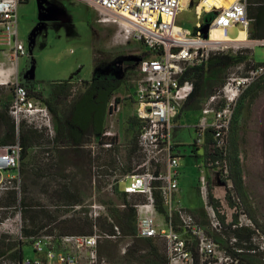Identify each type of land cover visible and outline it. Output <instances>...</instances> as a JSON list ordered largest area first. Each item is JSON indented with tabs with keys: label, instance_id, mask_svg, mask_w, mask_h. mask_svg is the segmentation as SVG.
Instances as JSON below:
<instances>
[{
	"label": "rangeland",
	"instance_id": "374dc122",
	"mask_svg": "<svg viewBox=\"0 0 264 264\" xmlns=\"http://www.w3.org/2000/svg\"><path fill=\"white\" fill-rule=\"evenodd\" d=\"M20 1L17 9L19 39L25 44L30 56L15 59L0 41V83H5L0 84V112L9 110L13 100L12 83L16 80L21 83L22 77L28 82H33L35 90L58 108L60 117L66 109L60 102L68 104L73 98L57 99L53 96L52 91L59 83L82 80L74 84V93L78 95L83 91V81H90L94 70L98 71V76L118 78L122 82L110 99V105H113L117 98L118 105L112 113L107 114L103 128H110L117 133L123 146L120 152L122 161L128 170L132 169L141 162L137 153L138 147L134 148L132 142L140 125L137 123L133 126L130 123L136 109V89L140 77L135 60L149 56L148 51L137 40L125 39L117 24L100 22L102 15L83 0ZM224 1L226 0H204L198 10L203 6L206 10L211 7H223ZM229 1L231 0L227 2ZM247 6L255 11L264 7V0H247ZM214 13H205L198 19L192 6L182 10L176 22L179 26L187 28L193 36L197 30L196 23H201V31L206 37V27ZM227 32L230 39L238 40L243 27L238 23L233 24L227 28ZM220 35L222 38L227 37L221 33ZM210 37L218 39L220 36ZM30 38L34 41L31 52ZM246 39L250 43L227 45L224 51L214 52L248 57L246 61L222 72L224 84L230 77L246 75L254 64H264V45L256 43L257 40L248 37ZM30 67H34L33 79L30 74H26L28 71L30 73ZM208 81L211 84L218 83L220 77ZM224 84L214 87L212 95H217ZM243 93L234 109L226 148V156L236 149L239 158L242 181L238 190L231 181L227 160H219L217 165L206 163L205 146L200 147L196 143L194 128L203 116L202 109L212 95L198 97L194 103H198L200 108L194 110L189 107L182 110L175 121L172 141L180 154L176 201L182 213L192 216L193 224L191 228L185 227L177 213L174 217V229L188 241L192 253L200 248L201 237H206L214 244V250L210 254H202L199 251L198 264H233L227 255L238 251L239 247L248 245L246 241L250 238L251 243L264 252V85L244 98ZM25 124V131L30 127L36 129L26 122ZM36 130L38 136L28 148L26 158L20 159V175L17 176L13 171L0 175V243L4 247H13L0 261L14 262L15 259L10 258V255L20 248L25 256H34L30 244L16 239L14 234H8L7 229L1 226L7 219H15L20 214L22 234L28 237L25 235V229L31 230L32 235L39 230L36 231L30 221L25 219L26 209H42L41 205L54 203L71 204L72 200L80 202L95 196L98 201L109 207L115 225L116 210L122 211L127 207L133 209L130 227L134 234L129 232V235H124L119 229L122 234L120 239L101 242V256L110 264H169L168 245L164 238L136 237L135 210L132 205L143 198L107 193L102 184H97L96 189L93 188L88 150L82 148L92 142L93 136L85 139L81 146H73L58 138L56 131L54 137H51L44 129ZM4 134L5 128L0 124V140ZM102 158L113 164L111 153H106ZM225 165L228 168L227 181L222 177ZM201 176L206 177L204 193L201 190ZM64 186L75 196L70 199L55 197L54 191ZM120 187L122 189L123 184ZM11 191L15 193L16 203L8 207L6 204L9 202ZM50 213L57 216L56 221L47 225L51 229L62 233L81 230V224L67 222L71 221L70 219H61L63 213ZM7 223L12 227L17 225V222L12 220ZM237 228L241 229L235 231ZM239 233L240 239L236 237ZM107 246L111 247L110 255ZM122 249L125 250L124 253Z\"/></svg>",
	"mask_w": 264,
	"mask_h": 264
},
{
	"label": "built area",
	"instance_id": "2783aa9c",
	"mask_svg": "<svg viewBox=\"0 0 264 264\" xmlns=\"http://www.w3.org/2000/svg\"><path fill=\"white\" fill-rule=\"evenodd\" d=\"M83 1L102 15L100 22L117 24L125 39L137 40L149 55L137 62L140 77L137 81L134 117L140 125L137 153L141 162L128 170L120 155L123 146L117 133L110 128H103L100 134L92 137L90 144L82 146L88 150L93 188L102 184L107 193L142 197V200L132 205L135 210L136 237H162L168 245L169 264H193L188 241L174 229L177 213L185 227L191 228L193 224L192 216L182 213L176 201L180 154L172 141V134L176 127L175 121L193 91V83L182 78L187 68L199 66L207 61L211 53L227 48V44L209 41L212 27L227 35V28L238 23L248 36L253 20L247 13V0H231L226 6L211 7L209 10L203 6L200 11L198 8L204 0H189L186 8L194 6V14L198 19L205 13L215 12L209 23L207 37L203 36L199 22L196 23L194 36L187 28L177 24V16L186 9L181 5V0ZM19 3L20 0H0V41L15 59L29 56L25 44L19 39ZM118 18L127 20L129 24ZM256 43L264 45V40H257ZM262 75L264 64L254 65L246 75L228 78L218 94L208 98L202 109L203 116L194 128L196 143L200 147L206 145V134H210L213 148L223 157L226 156L228 133L238 99ZM12 88L13 100L8 113L15 124L16 139L11 144H0V175L13 171L19 176L22 153L20 124L26 122L36 129H44L51 137L55 135V126L46 103L31 97L18 80L12 83ZM106 153H111L113 164L102 158ZM210 164L217 165L219 160ZM222 177L227 181L226 165ZM200 182L204 193L206 177L201 176ZM156 193L162 212L157 206ZM41 207L50 212L63 213V220L83 218L91 223V230L85 234L62 233L45 226L36 234L24 237L19 214L15 219H7L1 226L7 229L8 234H14L16 239L30 244L34 256H25L20 248L22 256L19 260L11 263L0 261V264H110L100 255V244L107 240L116 241L122 234L105 203L94 196L77 203H54ZM11 220L17 222L15 227L7 223ZM101 221L112 224L113 232L103 231L99 226ZM199 247L198 255L210 254L214 250V244L206 237L200 238Z\"/></svg>",
	"mask_w": 264,
	"mask_h": 264
},
{
	"label": "trees",
	"instance_id": "16d2710c",
	"mask_svg": "<svg viewBox=\"0 0 264 264\" xmlns=\"http://www.w3.org/2000/svg\"><path fill=\"white\" fill-rule=\"evenodd\" d=\"M247 13L253 20L248 30L247 37L251 40H264V7H260L253 11L247 6ZM247 59L248 57H242L240 55H232L228 53H211L205 63L199 66L187 68L182 79L189 80L193 83V91L190 94L188 100L185 102L182 110L189 107L194 110L199 109L200 106L198 105V103H194L197 98L211 96L214 92V87H221L224 84L225 78H221L222 72L233 65L246 61ZM219 77L220 81L218 83H208V80H210L211 78ZM121 82L122 81L118 78L98 76V71L94 70L92 79L88 82L83 81V91L78 95L74 94L73 96L71 94L72 86L70 82L59 83L57 85V88H54L52 91L53 96L57 99H59L60 97L73 98V100L68 104L60 102L61 105H64L66 108L65 111H63L62 117L58 115V108L54 104H52L49 99L43 98L42 95L35 90V84L33 82H21V84L27 88L31 97H34L35 99H38L47 104L54 119V126L57 137L69 142L73 146H81L85 139H89V137L91 136H96L103 130L107 114L112 113L118 105L117 98L115 99L114 106L110 105V99L115 90H117L120 86ZM262 85H264V76H261L251 85H249V87L244 91L242 95L243 98ZM63 101L66 100L63 99ZM130 123L135 126L139 122L136 117H133ZM0 124H2L5 128V134L0 140V144L6 145L13 143L16 139L15 124L7 109L0 112ZM231 125L228 133L227 145L230 138ZM25 126V122H22L19 127V140L22 146V153L20 157L21 160H24L26 158L28 148L33 144L34 139L38 136V131L36 129L30 127L29 130L25 131ZM138 135L139 131L138 134L133 137L132 142L134 144V148L136 146L138 147ZM205 140L206 163L210 164L211 162L213 163L217 160H227V164L229 165L230 169L229 171L231 172V181L233 182L235 189L238 190L241 186L240 184L242 181V175L236 149H233L227 154V156L223 157L217 150L213 148L210 134H206ZM9 194V202L6 205L8 207H11L16 203V196L12 191ZM54 195L55 197L57 196L60 199H70L71 197L75 196L74 194H70L69 188H66L65 186L63 188L61 187V189L55 190ZM77 202L72 200L71 203ZM156 202L159 211H161L162 208L160 206V198L158 193H156ZM132 216L133 209L128 207L122 211H115L116 224L119 229H121L124 235H129V232L134 234V231L131 230L130 227V220ZM25 219L27 221H30L32 227L37 231L44 228L49 223L56 221L57 216L55 215V213H50L43 208L26 209ZM70 220L71 221L67 222H74L82 225V228L79 232L73 231L75 234H85L90 232L91 223H89L87 220L80 217H75ZM99 226L103 231L113 232L112 224L101 221ZM240 229L237 228V230L235 231H239ZM24 232L26 236L32 235L31 230L25 229ZM240 236L241 233H239V235H236L238 239L241 238ZM250 239L246 241L248 245L239 247L237 248L238 251L230 252L229 255H227L228 257H230L233 264H264V252H261L259 248L253 245ZM107 249H109L110 255L112 253L110 252L111 247L107 246ZM12 250L13 247H4V245L0 243V258L3 257L7 252H10ZM192 255L195 264H198V251L192 253ZM21 256L22 254L20 252V249H18L17 251L11 253L10 258L19 260ZM165 263L166 262L162 264Z\"/></svg>",
	"mask_w": 264,
	"mask_h": 264
},
{
	"label": "bare ground",
	"instance_id": "6f19581e",
	"mask_svg": "<svg viewBox=\"0 0 264 264\" xmlns=\"http://www.w3.org/2000/svg\"><path fill=\"white\" fill-rule=\"evenodd\" d=\"M227 1H228V0L224 1V3H225L224 6L228 5V3L230 2V1H229V2H227ZM188 2H189V0H181V5H182L184 8H186V7L188 6ZM118 20H120L121 22L128 23V21L125 20V19H123V18H118ZM118 20L116 19L115 21H118ZM105 21H106V20H105ZM128 24H129V23H128ZM219 32H220L222 35H225V34L223 33L222 30H220V29H218V28H216V27H212V28H211V31H210V35H218V36H220V37H219L218 39H212V38L210 37L209 41H214V42L224 43V44H227V45L240 44V43H250V42H248V40L246 39V33H245L244 31L242 32L241 37H240L238 40H235V41H238V42H231L232 40H231L227 35H225V36H227L226 38H222ZM227 33H228V32H227ZM239 42H240V43H239ZM0 84H5V83L3 82V83H0Z\"/></svg>",
	"mask_w": 264,
	"mask_h": 264
},
{
	"label": "water",
	"instance_id": "95a60500",
	"mask_svg": "<svg viewBox=\"0 0 264 264\" xmlns=\"http://www.w3.org/2000/svg\"><path fill=\"white\" fill-rule=\"evenodd\" d=\"M208 29H209V24H208V26L206 27V32H208ZM207 37V36H206ZM33 39L32 38H30V40H29V52H31V48H32V46H33ZM29 56H30V53H29ZM136 62H139L140 61V59H136L135 60ZM28 64H30V62H28ZM30 69V73H29V71L26 73L27 75H31L30 76V78L31 79H33V76H32V71H33V69H34V67H30L29 68ZM26 74H24V76L26 75ZM26 78L25 77H22V83H24L26 80H25Z\"/></svg>",
	"mask_w": 264,
	"mask_h": 264
},
{
	"label": "crops",
	"instance_id": "0c3cea01",
	"mask_svg": "<svg viewBox=\"0 0 264 264\" xmlns=\"http://www.w3.org/2000/svg\"><path fill=\"white\" fill-rule=\"evenodd\" d=\"M21 2V1H20ZM92 8V7H91ZM0 29H1V27H0ZM256 42V41H255ZM80 81H82V80H80V79H78V80H74V81H72V82H70L71 83V86H72V90H71V92H73L72 93V96L74 95V94H76V93H74V91H75V88H76V86H74V84H78V82H80ZM81 93V92H80ZM183 109V108H182ZM182 111V110H181ZM178 119V118H177Z\"/></svg>",
	"mask_w": 264,
	"mask_h": 264
},
{
	"label": "flooded vegetation",
	"instance_id": "af4514ba",
	"mask_svg": "<svg viewBox=\"0 0 264 264\" xmlns=\"http://www.w3.org/2000/svg\"><path fill=\"white\" fill-rule=\"evenodd\" d=\"M28 81H25L24 83H27Z\"/></svg>",
	"mask_w": 264,
	"mask_h": 264
}]
</instances>
